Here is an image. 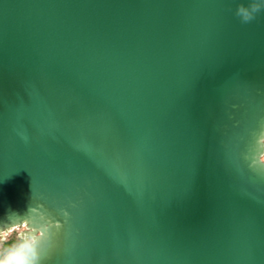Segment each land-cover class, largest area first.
I'll return each mask as SVG.
<instances>
[{
    "label": "water",
    "instance_id": "obj_1",
    "mask_svg": "<svg viewBox=\"0 0 264 264\" xmlns=\"http://www.w3.org/2000/svg\"><path fill=\"white\" fill-rule=\"evenodd\" d=\"M238 2L0 0V218L50 216L67 264H264V9Z\"/></svg>",
    "mask_w": 264,
    "mask_h": 264
},
{
    "label": "clouds",
    "instance_id": "obj_2",
    "mask_svg": "<svg viewBox=\"0 0 264 264\" xmlns=\"http://www.w3.org/2000/svg\"><path fill=\"white\" fill-rule=\"evenodd\" d=\"M262 9L264 0H240L235 14L248 22ZM55 225L44 213L34 218L28 210L24 214L9 210L0 218V264H41L42 247L51 238Z\"/></svg>",
    "mask_w": 264,
    "mask_h": 264
},
{
    "label": "snow or ice",
    "instance_id": "obj_3",
    "mask_svg": "<svg viewBox=\"0 0 264 264\" xmlns=\"http://www.w3.org/2000/svg\"><path fill=\"white\" fill-rule=\"evenodd\" d=\"M226 2H228V0H226ZM3 176L4 173L0 172V177ZM57 223H59V221H57ZM66 256L67 248L60 243L59 235L56 234L49 242L43 245L41 264H67Z\"/></svg>",
    "mask_w": 264,
    "mask_h": 264
},
{
    "label": "rangeland",
    "instance_id": "obj_4",
    "mask_svg": "<svg viewBox=\"0 0 264 264\" xmlns=\"http://www.w3.org/2000/svg\"><path fill=\"white\" fill-rule=\"evenodd\" d=\"M262 159H264V154H263V156H262Z\"/></svg>",
    "mask_w": 264,
    "mask_h": 264
}]
</instances>
